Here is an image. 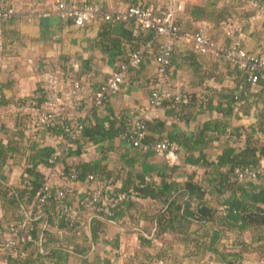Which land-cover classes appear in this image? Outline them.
Here are the masks:
<instances>
[{
    "label": "crops",
    "instance_id": "0c3cea01",
    "mask_svg": "<svg viewBox=\"0 0 264 264\" xmlns=\"http://www.w3.org/2000/svg\"><path fill=\"white\" fill-rule=\"evenodd\" d=\"M3 1L13 7L14 13L0 19V146L7 147L6 159L0 166L1 184L19 186L22 178L27 177L24 168L31 166V158L45 146L53 148L49 164L38 163L35 167L42 182L47 181L49 187L62 186L59 213H78L79 203L88 187L99 186L104 193L110 194L122 189L128 178L137 183L141 176L156 182L161 179L183 181L191 174L200 180L203 176V167L183 163L188 152L184 145L178 146L174 159H166L151 150L141 151L124 136L99 143H72L61 135L46 132L36 121L38 108L32 99L46 74L62 65H68L74 71L82 101L76 107L69 102L59 104V109L70 119L91 120L95 116L113 118L121 115L132 121L140 118L148 122L146 134L153 138L159 135L176 138L180 134L195 132L210 121L222 119L231 126L251 131L264 142V85H245L237 67L213 53L193 51L188 37L203 29L219 47H227L238 40L249 52L264 55V0H255L257 6L245 0H178L181 7L175 13V21L183 32L174 42L171 64L160 86L182 98L191 97V104H194L179 113H174L168 104L154 107L150 103L149 94L155 81L154 55L162 37L156 36L150 46L144 48L140 65L128 71L118 90L97 102L96 93L103 88L118 61L100 42V23L76 25L71 19L54 12L40 14L39 5L30 0ZM77 1L98 3L104 10H117L133 0ZM160 1L136 0L137 3L154 4ZM196 7H199L198 12ZM125 26L132 25L127 23ZM110 35L121 38L119 31ZM121 45L127 46L126 39L121 40ZM62 82L64 88L68 86L67 79ZM242 86L245 89L248 86L243 107L235 108L229 116L210 107L209 104H217L220 93ZM223 139V135L212 139L202 152L214 157ZM69 145L72 150L67 153ZM77 161L103 167V179L91 182L66 180L62 175L65 165ZM261 165L264 166V160ZM132 200L136 205L124 204L117 212L116 221L105 223L96 245L90 250L82 249L85 255L75 253L72 247L73 243L85 247L89 242L86 226L80 227L74 238L68 239L65 236L68 232L59 226L58 213L48 229L68 250L46 258L34 251L39 242L30 234H27L29 239L26 237L14 248L2 245L10 236L7 225L14 223L0 199V264L18 260L23 264H225L208 253H196L192 244L182 236L165 234L143 244L135 227L143 223L141 213L150 200L136 195ZM19 226L27 232V227L21 223ZM234 236L232 231H226L222 242L228 244ZM242 237L248 238L246 233ZM167 244H170L169 248L162 252ZM244 255L239 264H264L257 251Z\"/></svg>",
    "mask_w": 264,
    "mask_h": 264
},
{
    "label": "trees",
    "instance_id": "16d2710c",
    "mask_svg": "<svg viewBox=\"0 0 264 264\" xmlns=\"http://www.w3.org/2000/svg\"><path fill=\"white\" fill-rule=\"evenodd\" d=\"M138 3L144 6L151 5L156 14L165 10V0L155 2V4L152 2ZM138 3L133 0L128 2L127 6ZM198 8H195L197 12ZM89 22L100 23L98 33L100 42L108 54L116 57L117 62L125 61L129 54L137 49H144L147 46L146 43L153 42L156 37L152 31L146 32L139 27L130 17L106 21L98 16ZM127 23L132 26L126 27ZM176 24L179 37L183 31L180 30L177 22ZM113 31H119L121 38L110 35ZM123 39H126L127 46L121 45ZM191 49L195 51L192 46ZM56 70L60 72L61 82L63 79L68 80V86L64 88L65 92L74 81L79 83L74 71L68 65H62ZM239 70L243 83L249 85L247 72ZM258 83L264 85V79H259L255 85ZM247 90L248 86L247 89L242 86L240 89L236 87L226 90L217 95L216 105H209L224 116H229L235 108L243 107ZM44 94L45 89L41 83L32 99L38 109L44 101ZM191 100V97L187 96L185 101L182 98L176 101L173 96H170L162 100L161 106L168 104L174 113H179L183 108L194 104H191ZM61 102L63 104L69 102L71 105L72 96L69 93L64 94L56 103L51 124L43 126L49 134L61 135L68 140L65 127L77 123L81 125V129L75 138L69 139L72 143L78 141L99 143L124 136L132 144L128 138L132 132V119L127 116L121 115L113 118L95 116L91 120L87 118L70 119L64 111L59 109ZM81 103L80 100L76 106H80ZM36 121L38 122V119ZM141 121L145 127L144 136L140 139L139 146L132 145L141 151L155 152L152 146L158 140L166 138L176 145V153L178 146L184 145L188 148V152L184 156L183 163L203 167L204 173L200 180L195 174L189 175L183 181L161 179L156 182L141 176L139 181L134 183L133 179L128 178L127 181H124L122 189L110 193L112 195L120 192L126 194V198L112 208L111 215L103 213L96 206L88 210L83 206V199H81L78 213L73 216H79L77 220L67 215L66 212L59 213L61 201L57 195L62 186H48L43 199L38 201L42 179L35 165L38 163L49 164L48 161L53 151L51 146H45L31 158V166L24 168L27 177L22 178L19 186H7L0 183V199L4 203L6 212L11 213V221L17 227L16 230L20 236L26 238L27 234H30L31 237H34L39 242V247H35L34 251L42 257H54L59 251L68 250V247L62 245L60 239L48 229L59 213V226L68 232L65 234L68 239L74 238L80 227L86 226L89 242L85 247L77 243H73L72 247L75 253L85 255L86 252H83L82 249L90 250L96 245L97 240L104 232L105 223L107 221L115 222L117 212L124 204L130 205V207L136 205L132 200V197L136 195L150 200V204L141 213L143 223L135 227L139 235L138 238L143 244L150 243L153 238L172 234L182 236L184 240L191 243L196 253H208L212 258L225 264H239L244 259V254L251 251L259 252L264 259V166L261 165V160H264V142L260 141L251 131L231 126L222 119L210 121L197 131L180 134L176 138L173 136L162 137L163 135L153 138L146 134L148 122L142 119ZM158 132L160 131L158 130ZM221 135L224 136V139L214 157L211 158L202 152L209 141L219 138ZM6 150L7 147L0 146V166L6 159ZM71 150L70 145L66 147L67 153H70ZM195 151L197 154H194ZM63 172L62 175L66 180L87 182L102 180L105 174L103 167L87 161L67 164ZM72 173L75 174L74 178L70 177ZM249 173H252L253 176H249ZM90 175L93 179L88 178ZM27 213L30 216L27 219L26 232L20 228L19 224L26 220ZM81 220H83V225L79 224ZM226 231H232L235 234L228 244L222 242ZM244 233L248 237L246 240L242 237ZM169 246L170 244H167L162 252H165ZM18 263L23 264V261L18 260Z\"/></svg>",
    "mask_w": 264,
    "mask_h": 264
},
{
    "label": "built area",
    "instance_id": "2783aa9c",
    "mask_svg": "<svg viewBox=\"0 0 264 264\" xmlns=\"http://www.w3.org/2000/svg\"><path fill=\"white\" fill-rule=\"evenodd\" d=\"M250 5L257 6L255 0H245ZM32 4H38V12L45 15L49 12H54L60 17L71 19L76 25H83L89 21L100 16L106 21L111 19H126L128 17L134 20L139 27L146 31H152L155 36L162 37V40L158 43L157 51L154 55L156 63L155 76L153 87L150 90V103L154 107H160L162 100L173 96L177 101L182 97L172 94L169 90L160 86V83L164 81L167 75V70L171 64V55L174 41L178 37V26L175 21V13L180 9L181 5L178 0H165V10L160 14H156L154 8L151 5L144 6L141 4H135L126 6L123 9L117 10H104L98 3L85 2L77 0H30ZM14 13L13 7L6 1L0 0V19L8 18ZM224 31L227 27H223ZM236 29V27H235ZM226 33L228 31H225ZM191 41L192 48L198 53H213L218 57H223L233 66L247 72V79L251 85H254L259 79H264V55L255 54L245 49L238 40L233 41L227 47H219L215 43L214 39L210 37L203 29L196 30L194 33L188 36ZM150 46V41L146 43ZM144 55V49L140 48L131 52L125 61L117 62L109 73L105 85L96 93V101L101 102L108 95L115 93L120 87L121 83L127 76L129 70L137 68ZM89 75V74H88ZM42 86L45 89L44 101L37 111L38 123L41 126L51 124V118L55 111L56 103L62 98L64 94L69 93L72 96V104L76 106L80 101L79 96V83L74 81L67 92H65L64 85L60 81V72L58 70H52L44 77ZM185 101V98H182ZM81 129L80 124H73L70 127H65L66 134L69 139H73L77 136ZM145 127L140 118H135L132 121V132L128 136L134 146L140 145V139L144 136ZM70 141V140H69ZM152 149L156 153L162 154L166 159H174L176 157V145L166 139L162 138L158 140ZM241 176V175H240ZM249 176H253L249 173ZM71 178L75 177V174L70 175ZM88 178L93 179L90 175ZM47 181H43L40 188V196L38 201H41L44 196V192L48 189ZM57 197L61 198L58 194ZM126 198V194L123 192L117 194H107L99 186L88 187L85 191V197L83 198V206L90 210L93 207H97L98 210L108 215L112 214V208L115 204ZM72 218L79 219V216H75L76 213L67 212ZM30 214H26V220L21 222L22 226L27 227V219ZM80 225H83V220L79 221ZM16 226L13 224L7 225V232L10 236L5 238L2 245L8 249L14 248L24 241V237L16 230ZM29 239V236L26 238ZM11 264H19L13 262Z\"/></svg>",
    "mask_w": 264,
    "mask_h": 264
}]
</instances>
